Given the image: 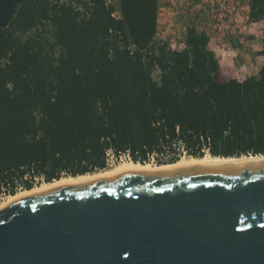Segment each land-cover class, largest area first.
Wrapping results in <instances>:
<instances>
[{
	"label": "trees",
	"instance_id": "obj_1",
	"mask_svg": "<svg viewBox=\"0 0 264 264\" xmlns=\"http://www.w3.org/2000/svg\"><path fill=\"white\" fill-rule=\"evenodd\" d=\"M248 5L250 21L264 22V0ZM117 9L25 0L0 29V197L19 183L31 190L104 171L111 153L145 164L177 141L187 157L205 148L213 157L264 155V66L222 82L210 38L195 26L182 50L165 41L140 51Z\"/></svg>",
	"mask_w": 264,
	"mask_h": 264
},
{
	"label": "water",
	"instance_id": "obj_2",
	"mask_svg": "<svg viewBox=\"0 0 264 264\" xmlns=\"http://www.w3.org/2000/svg\"><path fill=\"white\" fill-rule=\"evenodd\" d=\"M24 1L0 0V29ZM120 8L147 50L158 0ZM0 264H264V163L131 171L20 198L0 210Z\"/></svg>",
	"mask_w": 264,
	"mask_h": 264
},
{
	"label": "rangeland",
	"instance_id": "obj_3",
	"mask_svg": "<svg viewBox=\"0 0 264 264\" xmlns=\"http://www.w3.org/2000/svg\"><path fill=\"white\" fill-rule=\"evenodd\" d=\"M240 1L241 5L237 6L233 0H158L157 34L150 45L166 41L174 50H182L187 26H195L210 38L209 49L219 64L222 82L244 81L258 75L264 66V57L258 53L263 47L264 23H252L249 0ZM233 41L239 43V48L234 47ZM154 76L158 79V73ZM41 184L44 183L35 187Z\"/></svg>",
	"mask_w": 264,
	"mask_h": 264
},
{
	"label": "bare ground",
	"instance_id": "obj_4",
	"mask_svg": "<svg viewBox=\"0 0 264 264\" xmlns=\"http://www.w3.org/2000/svg\"><path fill=\"white\" fill-rule=\"evenodd\" d=\"M262 163H264V155H260V154L255 156L248 155V156L229 157V158L213 157L211 155H206L202 158L182 157L179 161L173 164H164V165L122 162L118 165H115L101 172L81 175L77 177L62 178L60 180H55L54 182L51 183L41 184L37 187H34L31 190H26L24 192L17 193L15 195L10 196L5 201L0 202V210L6 207L7 205H9L10 203L23 197L32 196L42 192L55 191L65 186L91 184L131 171L156 173V172L173 170L180 167L194 166L200 164H231V165H239V166H250V165H258Z\"/></svg>",
	"mask_w": 264,
	"mask_h": 264
},
{
	"label": "built area",
	"instance_id": "obj_5",
	"mask_svg": "<svg viewBox=\"0 0 264 264\" xmlns=\"http://www.w3.org/2000/svg\"><path fill=\"white\" fill-rule=\"evenodd\" d=\"M51 1H55L56 3H59V4H63V3H68L70 0H51ZM76 1L77 0H74V2ZM84 1L88 2L89 0H84ZM233 1L235 2L237 6L241 5L240 0H233ZM106 5L116 6L118 5V3L115 0H106ZM78 9L83 10L81 6H78ZM248 13H249V10H248ZM112 16L117 19H120L122 17V12L119 9H117L116 11H114ZM173 146L174 147H170L166 144H163L159 151H156L149 155L147 163L152 164V165H160V164L168 163L169 161L173 159H178V158L187 156L188 152L182 141L175 142ZM204 152H207L209 154V149L205 148ZM124 160L133 161L129 152L120 154V156H115L114 154L111 153L108 159V168H111L115 166L117 163L123 162ZM23 186L24 185L22 183L17 184V186L15 187L16 192L23 190L24 189ZM4 192L5 193H3L2 196L0 197V202L4 199L5 196H11L10 189L9 190L4 189Z\"/></svg>",
	"mask_w": 264,
	"mask_h": 264
},
{
	"label": "crops",
	"instance_id": "obj_6",
	"mask_svg": "<svg viewBox=\"0 0 264 264\" xmlns=\"http://www.w3.org/2000/svg\"><path fill=\"white\" fill-rule=\"evenodd\" d=\"M248 10H249V12H250V6L248 5ZM258 23H264V22H258ZM263 48V47H262ZM262 50V49H261ZM261 50H260V52H261ZM260 52H258V53H260ZM260 56H262V57H264L263 55H261L260 54Z\"/></svg>",
	"mask_w": 264,
	"mask_h": 264
}]
</instances>
